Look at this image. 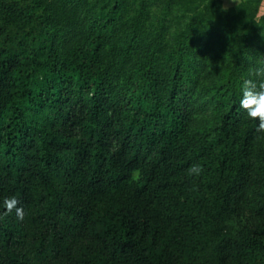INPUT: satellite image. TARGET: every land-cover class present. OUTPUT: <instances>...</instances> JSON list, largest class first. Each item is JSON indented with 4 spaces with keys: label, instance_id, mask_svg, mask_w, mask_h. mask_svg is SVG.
<instances>
[{
    "label": "trees",
    "instance_id": "trees-1",
    "mask_svg": "<svg viewBox=\"0 0 264 264\" xmlns=\"http://www.w3.org/2000/svg\"><path fill=\"white\" fill-rule=\"evenodd\" d=\"M149 1L0 0V264H264L262 0Z\"/></svg>",
    "mask_w": 264,
    "mask_h": 264
},
{
    "label": "clouds",
    "instance_id": "clouds-1",
    "mask_svg": "<svg viewBox=\"0 0 264 264\" xmlns=\"http://www.w3.org/2000/svg\"><path fill=\"white\" fill-rule=\"evenodd\" d=\"M264 16V8H261L257 18ZM238 107L243 110L245 116L257 123L259 130H264V58H262L256 68L255 78H244L241 82L240 93L238 96ZM202 166L199 164L190 167L189 172L193 175H199ZM139 178V170L134 172L133 179ZM19 201L16 196H6L0 201L7 212L15 209V215L18 220H23L25 210L18 206Z\"/></svg>",
    "mask_w": 264,
    "mask_h": 264
},
{
    "label": "rangeland",
    "instance_id": "rangeland-1",
    "mask_svg": "<svg viewBox=\"0 0 264 264\" xmlns=\"http://www.w3.org/2000/svg\"><path fill=\"white\" fill-rule=\"evenodd\" d=\"M242 0H219V3L225 7H230V6H233L239 2H241ZM160 2V1H159ZM149 4H150V9H152V12H156V11H159L160 7H161V4L158 2L156 3L155 0H150L149 1ZM176 7H180V5H175V8ZM261 8H264V0L261 1V4H260V9Z\"/></svg>",
    "mask_w": 264,
    "mask_h": 264
}]
</instances>
